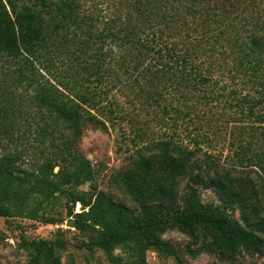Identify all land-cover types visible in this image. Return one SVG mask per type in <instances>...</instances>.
Listing matches in <instances>:
<instances>
[{"label": "trees", "instance_id": "16d2710c", "mask_svg": "<svg viewBox=\"0 0 264 264\" xmlns=\"http://www.w3.org/2000/svg\"><path fill=\"white\" fill-rule=\"evenodd\" d=\"M0 54L35 90L41 141L61 139L36 169L17 173L19 152L2 156L0 216L36 218L63 192L73 207L82 204L71 223L92 234L84 244L116 264H149L151 247L177 255L162 237L170 226L190 236L192 256L264 255V0H0ZM11 100L0 112L5 128L23 111ZM200 103L213 105V125L228 126L225 149L210 148ZM124 121L142 123L129 137L145 161L131 184L138 208L101 189L75 146L86 126L122 128ZM154 165L165 178L147 184ZM87 181L88 190H68ZM206 189L220 203H204ZM130 240L140 252L124 263L112 250ZM29 245L30 264H62L54 242Z\"/></svg>", "mask_w": 264, "mask_h": 264}, {"label": "rangeland", "instance_id": "374dc122", "mask_svg": "<svg viewBox=\"0 0 264 264\" xmlns=\"http://www.w3.org/2000/svg\"><path fill=\"white\" fill-rule=\"evenodd\" d=\"M56 60L60 63L61 59ZM18 66L16 62L0 54V112L3 113L6 108H9L8 99H12L16 110L19 107L23 108L21 109L23 111L15 112L14 119L17 124L6 127L10 130L9 132L2 123L3 120L9 119L0 115V159L10 152H19L20 157L16 168L17 173H22L24 170L38 168L47 155L52 154L55 148L52 143H60L61 139L48 136L41 141L43 137L40 135V130L44 125L41 119V108L31 101L35 90L31 87L26 88L27 81L24 77L19 79L21 77ZM42 72L45 71L42 70ZM114 94H117L122 102L126 101L121 90L118 91L115 88ZM212 107L211 104L200 103L197 111L205 124L207 119L209 120L205 128L214 142V146L210 148L216 151L225 149L227 146L228 126L225 127L222 122L220 125H213V113L210 111ZM8 112L11 113L12 110L8 109ZM133 112L136 114L139 111ZM140 125H142L141 121L136 124L124 121L122 128L119 124L110 126L109 129L89 125L83 129L82 136L75 140V146L90 159L94 166L95 181L98 186L132 208H138L139 204L131 184L144 172L145 161L138 150L140 145L133 143L129 137L133 136L134 129L139 128ZM51 126L55 125L51 124ZM152 127L154 132L160 130L155 123H152ZM62 129L67 139L74 138L71 130ZM158 167L159 165H154L153 172L145 174L147 184L159 178H165L166 172ZM58 168L56 166L55 171ZM89 188V181L68 186V190L85 191ZM201 198L204 203L214 201L220 203L211 189L202 190ZM68 199V194L58 193L56 198L45 204L36 218L0 216V264H30L34 252L29 242L34 238H44L54 242L62 264H116L111 261L110 255L105 250L101 248L90 250L84 244L92 238V234L80 231L71 223L75 215L82 211V204L77 202L73 207ZM236 215L240 216L239 210ZM261 234L264 236V232ZM162 237L174 244L179 252L177 255H170L154 247L147 248L145 257L149 264H213L215 262L264 264V255L252 256L245 252L239 254L233 262L221 261L216 254L206 252L192 256L185 249L191 238L178 227H168ZM61 244H64V247ZM139 252L138 242L132 240L116 245L112 250V254L121 258L124 263L136 259Z\"/></svg>", "mask_w": 264, "mask_h": 264}]
</instances>
